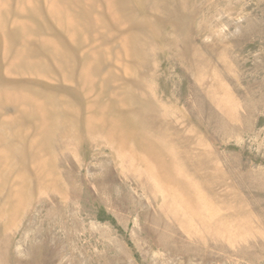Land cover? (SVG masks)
<instances>
[{"label": "rangeland", "instance_id": "1", "mask_svg": "<svg viewBox=\"0 0 264 264\" xmlns=\"http://www.w3.org/2000/svg\"><path fill=\"white\" fill-rule=\"evenodd\" d=\"M0 264H264V0H0Z\"/></svg>", "mask_w": 264, "mask_h": 264}]
</instances>
